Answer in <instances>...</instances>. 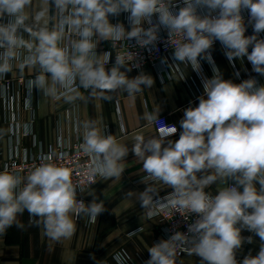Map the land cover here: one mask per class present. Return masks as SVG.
<instances>
[{
	"label": "clouds",
	"instance_id": "clouds-1",
	"mask_svg": "<svg viewBox=\"0 0 264 264\" xmlns=\"http://www.w3.org/2000/svg\"><path fill=\"white\" fill-rule=\"evenodd\" d=\"M31 2L0 0V16L6 13L14 18L0 24V74L12 70L17 50L26 46L28 55L19 67L22 70L38 65L41 72L30 84L45 92L63 89L67 100L79 95L77 79L79 87L93 93L124 89L132 95L142 87L151 88L154 81L150 75L141 73L128 78L126 72L131 68L126 67L123 55L116 56L114 66L106 70L111 53L98 59L97 42L92 38L113 42L135 39L143 48L157 41L160 26L169 30V36L175 33L182 37L183 42L175 47L174 59L190 63L193 71L200 69L198 57L202 54L212 63L207 50L218 40L230 62L246 56L253 71L264 75V39L258 38L264 32V0H184L185 6L176 14L170 10L172 0H53L59 19L51 30L47 26L33 29L25 25V9ZM198 6L206 7L209 15H198ZM217 9L218 16L213 17L211 12ZM245 9L255 33L251 36H245L241 15ZM121 12L130 13V30L123 24L110 23L109 15ZM46 13L47 9L36 12L35 22L42 21ZM154 14H158V24L145 29L144 22L151 24ZM20 28L36 41L35 45L25 44L18 35ZM73 35L79 39L62 47L66 36ZM213 71V78L204 81V95L199 97L198 106L184 110L178 140L168 139L177 133V127L160 120L159 113H146L144 117L148 123L158 124L157 135L149 139L135 137L132 152L142 161L148 177L173 189L164 202L152 186L139 193V202L142 208L149 209V218L166 208L197 214L188 226L191 235L177 232L154 244L148 250L150 259L146 264H175V242L184 241L193 245L192 252L202 264H237L236 250L244 242L242 228L264 242V86L256 87L254 79L235 84L224 80L218 69ZM46 75L51 77V89ZM83 128L81 149L93 158L92 174L120 177L124 171L120 161L129 149L118 144L113 135L102 134L95 122H86ZM208 170L214 174L203 175ZM197 174H201L199 178ZM218 177H231L233 184L213 197L204 189ZM254 182L260 185L259 191ZM76 189L70 170L53 163L51 157L35 167L25 181L7 169L0 171V234L26 210L30 223L43 224L49 239L70 238L76 231L70 213L77 217L85 214L94 223L105 211L103 202L93 200L85 205L78 201ZM126 195L133 197L135 193ZM247 242H252L251 237ZM242 264H264V244L256 256L245 257Z\"/></svg>",
	"mask_w": 264,
	"mask_h": 264
},
{
	"label": "crops",
	"instance_id": "crops-1",
	"mask_svg": "<svg viewBox=\"0 0 264 264\" xmlns=\"http://www.w3.org/2000/svg\"><path fill=\"white\" fill-rule=\"evenodd\" d=\"M184 6L183 1L170 10L176 14ZM42 9H47V13L37 24L34 16ZM208 12L206 7H197V14L202 17ZM25 15V25L33 29L47 26L51 30L59 19L53 0H32L31 5L25 9ZM129 15L128 12L109 15V21L113 25L123 24L126 30H130ZM156 19L158 21V15ZM244 24L245 36L255 34L252 23L245 21ZM258 38L264 39V32L263 35L258 34ZM23 39L25 44L36 43L24 29ZM93 41L97 42V58L102 59L103 50L109 40L98 41L94 36ZM24 50L28 52L26 46ZM251 50L250 46L249 53ZM207 52L212 57V63L203 58L205 54H202L198 57L200 61L198 71H193L190 63L176 61L174 54L169 56L165 68L147 67L127 71L126 75L129 79L143 73L150 75L154 81L151 88L142 87L140 92L132 95L124 89L93 93L80 87L76 98L67 100L64 97L55 100V92H45L34 84L36 119L32 130L43 150L54 145L60 136L69 141H75L79 137L73 115L71 114L69 118L67 116V111L76 104L81 123L95 122L102 134L113 135L117 143L126 146L129 152L125 159L120 161L124 167L120 177H102L85 193V198L90 203L93 200L97 203L103 202L105 211L97 217L95 223L86 225L76 219L75 214L70 213L76 231L70 238L53 241L45 235L43 224L35 226L30 223L29 214L25 210L23 214L17 215L11 227L0 234V264H118L115 255L121 250L127 251L135 264H146L150 259L148 250L159 241L165 240L161 233L162 224L159 217L149 218L148 209L141 207L139 193L147 186L154 187L158 196L173 189L163 182L149 178L143 170L142 161L132 152L137 135H143L145 139L157 135L153 123L150 124L145 120V114L159 113V117H166L175 123L178 133L168 139L176 141L182 131L180 121L184 116V110L198 106L199 97L204 95V81L213 78L214 68L219 70L224 80H231L235 84L254 79L257 82L256 87L264 86V76L253 71V66L246 56L235 58L230 62L225 55L226 49L218 40L214 41ZM111 67H107L106 70ZM40 74L37 65L22 70L15 68L8 72L7 76L24 75L33 77L35 81ZM46 78L51 89V77L46 75ZM77 81L79 83L78 79ZM8 136L9 127L3 118L0 99V162L6 160L8 156ZM26 142L30 144L31 140L27 139ZM209 174H214L213 170L203 173V175ZM197 175L199 178L201 174ZM229 182H233V178L218 177L204 191L216 192L225 188ZM254 186L258 191L260 190L258 183L254 182ZM128 192H134L135 195L128 197L126 195ZM241 237L244 242L236 250L237 264H242L243 259L249 255L256 256L264 244L255 233L246 228H242ZM249 237L251 243L247 242ZM175 264H202V262L200 257L190 251L180 258H175Z\"/></svg>",
	"mask_w": 264,
	"mask_h": 264
},
{
	"label": "built area",
	"instance_id": "built-area-1",
	"mask_svg": "<svg viewBox=\"0 0 264 264\" xmlns=\"http://www.w3.org/2000/svg\"><path fill=\"white\" fill-rule=\"evenodd\" d=\"M183 1L184 0H172L170 9L172 7H177ZM218 13L219 10L217 9L212 11L211 15L215 17L218 16ZM157 15L158 14H154L151 17V24L146 21V24H143V27L147 29L153 24H158L156 19ZM207 15H209V12L204 16ZM241 15L244 22L249 21L250 15L248 10H242ZM13 20L14 18L6 13L3 16H0V24H7ZM261 34L263 35V32H261ZM18 35L23 37V28L18 29ZM157 37L158 39L154 44L143 48L137 44L135 39L121 40L119 42L109 40L103 50L104 53H111L109 63L105 67L114 66L115 57L123 55L126 58V65L133 70H141L147 67L165 68L169 56L174 54L175 47L183 42L182 37L175 33L169 36V30L163 26L161 28L159 27ZM72 39H79V37L75 35L71 37L66 36L61 42V46H70ZM97 48L98 47L96 46L95 52L97 51ZM0 51H3V49H0ZM26 55H28V52H25L24 48L17 50V58L11 62L13 65L12 70L15 68L21 69L19 65ZM33 81V77L29 76L21 75L12 77L7 76V73L0 74V99L2 103L3 118L9 127L8 156L6 160L0 162V171L7 169L20 176L22 181H25L27 175H29L35 167L39 166L41 163L48 162L49 157H51L53 163L70 170L72 183L77 187V200L88 205L90 202L85 198V193L102 177L92 174L91 169L93 167V158L85 154L81 149L83 143V125L85 123H81L80 118L77 115L78 105L73 104L67 111V116L69 118L71 114L73 115L76 123V133H78L79 137L75 141H69L67 138L60 136L59 140L54 145H51L47 150H43L32 130V125L36 119L34 83L30 84V82ZM75 86L77 89H80L77 80ZM63 93V89L57 88L54 94L55 100L64 98ZM159 119L168 125H175L177 127L175 123L169 121L166 117H159ZM153 125L157 134L158 124L153 123ZM27 139L31 140L30 144L26 142ZM232 184L233 182H229L225 188ZM23 186L24 184L22 183L20 187L22 188ZM81 189H83V191ZM221 190L213 193L205 192L214 197ZM172 191L173 190L165 192L159 195L158 198L164 202L163 198L167 197ZM152 217H159L162 224V236L164 237V240H168L177 232L191 235L188 233V226L196 220L197 214L190 213L186 210L183 213H179L175 209L166 208ZM75 218L79 221H83L86 225L93 224V222L90 221V218L85 214H81L79 217L75 215ZM192 247L193 245L187 241L175 242V258H180L189 253L192 251ZM115 258L118 264H135L125 250L116 253Z\"/></svg>",
	"mask_w": 264,
	"mask_h": 264
}]
</instances>
